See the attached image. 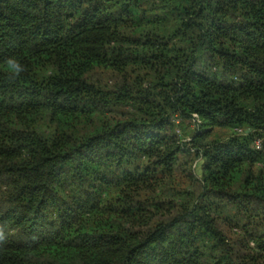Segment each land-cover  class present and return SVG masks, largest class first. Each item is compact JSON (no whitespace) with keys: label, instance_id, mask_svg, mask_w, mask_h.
Masks as SVG:
<instances>
[{"label":"trees","instance_id":"1","mask_svg":"<svg viewBox=\"0 0 264 264\" xmlns=\"http://www.w3.org/2000/svg\"><path fill=\"white\" fill-rule=\"evenodd\" d=\"M257 139L264 0H0V264H264Z\"/></svg>","mask_w":264,"mask_h":264},{"label":"rangeland","instance_id":"2","mask_svg":"<svg viewBox=\"0 0 264 264\" xmlns=\"http://www.w3.org/2000/svg\"><path fill=\"white\" fill-rule=\"evenodd\" d=\"M179 122H180V125L178 128H176L177 137L179 139H181L183 142L189 143L191 141V138H190L191 135L196 133V130L198 128V123L194 122V121L181 122L179 120L176 123L179 124ZM217 132L219 133L221 131H217ZM217 132L212 133V138L216 135ZM223 134H226V133H224V131H222V133H220V135H223ZM189 146H191V145H189ZM263 170H264V168H263ZM197 173L198 174L200 173L199 169L197 170Z\"/></svg>","mask_w":264,"mask_h":264},{"label":"clouds","instance_id":"3","mask_svg":"<svg viewBox=\"0 0 264 264\" xmlns=\"http://www.w3.org/2000/svg\"><path fill=\"white\" fill-rule=\"evenodd\" d=\"M7 68L10 72L18 75L19 72L21 71V65L19 62L15 59H8L6 61Z\"/></svg>","mask_w":264,"mask_h":264},{"label":"built area","instance_id":"4","mask_svg":"<svg viewBox=\"0 0 264 264\" xmlns=\"http://www.w3.org/2000/svg\"><path fill=\"white\" fill-rule=\"evenodd\" d=\"M194 118H195V120H194L195 122L198 121L197 116H194ZM235 132L237 134H245L242 129H236ZM263 142H264L263 139H257V140H255L254 146H255V149L257 151H260V150L263 149ZM261 166L264 168V161L262 162Z\"/></svg>","mask_w":264,"mask_h":264}]
</instances>
